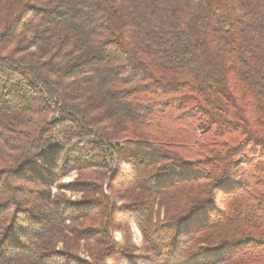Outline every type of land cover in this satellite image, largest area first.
<instances>
[{
    "label": "trees",
    "instance_id": "obj_1",
    "mask_svg": "<svg viewBox=\"0 0 264 264\" xmlns=\"http://www.w3.org/2000/svg\"><path fill=\"white\" fill-rule=\"evenodd\" d=\"M91 236L86 264H264V0H0V264Z\"/></svg>",
    "mask_w": 264,
    "mask_h": 264
},
{
    "label": "rangeland",
    "instance_id": "obj_2",
    "mask_svg": "<svg viewBox=\"0 0 264 264\" xmlns=\"http://www.w3.org/2000/svg\"><path fill=\"white\" fill-rule=\"evenodd\" d=\"M79 177V171L72 170L71 172L67 173L65 176L61 177V179L56 183L57 187H54L53 191L57 192L58 189L61 191L65 196L68 198V200L77 202V201H83V199L91 198L95 195L100 194V188L96 190H88L86 192L84 191H76L74 188V180H76ZM58 185H61V188H59ZM107 183L105 182L103 191L104 193H107ZM91 209L87 212L88 214L85 217H79L77 225L80 228L88 227V226H95L98 227L101 222V216H99V207L97 205H92L90 207ZM160 218H164V209L160 212ZM72 224V223H71ZM122 233H119L118 231L115 232V236L120 238ZM132 234V241L134 244L141 248L144 244V238L141 229L133 224L131 229ZM70 237H73V232H69ZM100 243V240L97 239L95 236H91L88 238H85L80 242L79 247V257L84 264H86L89 260L92 258V252L95 246H98ZM63 246V242L59 243V247ZM179 261L175 260V263H178ZM202 264V263H197Z\"/></svg>",
    "mask_w": 264,
    "mask_h": 264
},
{
    "label": "water",
    "instance_id": "obj_3",
    "mask_svg": "<svg viewBox=\"0 0 264 264\" xmlns=\"http://www.w3.org/2000/svg\"><path fill=\"white\" fill-rule=\"evenodd\" d=\"M56 118H57V116L56 115H53L52 121H54Z\"/></svg>",
    "mask_w": 264,
    "mask_h": 264
}]
</instances>
